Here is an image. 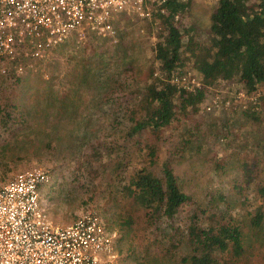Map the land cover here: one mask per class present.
<instances>
[{"label":"rangeland","instance_id":"374dc122","mask_svg":"<svg viewBox=\"0 0 264 264\" xmlns=\"http://www.w3.org/2000/svg\"><path fill=\"white\" fill-rule=\"evenodd\" d=\"M216 2L191 0L179 15L182 27L193 40H207L209 13ZM115 23L119 32L110 39L91 36L95 33L80 39L71 35L35 58L33 68L19 75L0 72V102L8 98L6 108L11 115L3 121L0 109V184L33 165L45 168L49 181L39 185V200L52 223H69L92 209L114 235L115 264H189L173 261L190 253L185 237L169 245L145 224L144 210L123 188L133 169L147 160L135 149L131 138L124 136L128 126L125 103L102 100L101 94L106 90L108 74L127 62L141 71L154 63L151 44L158 26L151 19L126 17ZM189 65L182 67L184 74L189 72L198 78ZM17 76L19 81L11 82ZM140 78L141 74L136 79ZM235 84L232 79L229 86L211 87H221L222 97L232 99ZM212 88H207L205 99ZM256 90L259 94L252 112L263 118L260 123L248 120L242 124L241 109L222 103L206 111L203 102L198 111L201 116L209 119L211 113L222 118L213 126L205 124L210 131L220 126L218 137L207 135L203 146L206 151L198 154L190 145L181 155L170 153L166 134L159 142L155 164L148 167L159 172L161 162L173 156L170 161L178 184L191 196L177 212L173 226L183 227L193 211L205 225L219 219L244 222L246 212L255 203L264 210V195L252 196L255 185L248 191L247 202L241 201L234 189L238 181L237 159H249L252 154L263 167L254 182H264V85L251 92ZM224 118L226 125H222ZM177 128L174 133L182 129ZM215 160L220 164L216 169ZM219 192L223 200L211 204V193L217 199ZM241 244L238 257L223 252L216 264H264V217L258 228H242Z\"/></svg>","mask_w":264,"mask_h":264},{"label":"trees","instance_id":"16d2710c","mask_svg":"<svg viewBox=\"0 0 264 264\" xmlns=\"http://www.w3.org/2000/svg\"><path fill=\"white\" fill-rule=\"evenodd\" d=\"M190 2L164 0L152 10L149 20L155 21L158 26L151 44L154 63L147 64L143 71L131 62L117 68L108 74L107 87L101 97L102 100L125 103L128 126L124 136L131 138L135 149L147 160L146 164L133 169L123 186L132 202L144 210L145 224L171 246L185 237L190 253L173 261L216 264L223 252L232 258L241 254L242 228L260 226L264 217L261 204L252 205L244 216V222L240 219L236 222L216 219L215 223L203 225L197 219V211H193L181 229L180 225L173 226V222L191 196L178 184L170 161L173 156L161 162L159 172L148 166L155 164L158 145L164 134L168 136V152H178L179 155L190 145L194 146L196 153H202L207 150L203 147L207 135L211 133L218 137L220 126L215 131L208 130L207 126L218 124L221 116L210 113L211 118L207 119L199 114L207 88L219 84L229 86L232 79L236 81V90L246 92L264 85V0H217L209 13L205 41L193 40L181 25L179 15ZM91 36L110 39L99 34ZM185 64H190V68L197 73L202 86L187 90L169 80L173 75H182ZM140 74L142 78L136 79ZM12 79L14 81L11 82L19 81L18 76ZM8 102L7 97L0 102L3 121L11 117L6 108ZM241 116L242 124L248 120L258 124L263 120L249 107L241 109ZM226 121L224 118L222 125H226ZM178 126L182 129L174 133ZM262 131L264 136V129ZM223 136L226 137L225 134ZM250 157L237 159L238 181L235 179L234 183L236 193L245 202L252 185H255L252 196L264 195V182L261 179L254 182L263 167L254 154ZM218 163L215 160V169L220 166ZM214 195H210L211 204L224 198L220 192L217 199ZM169 253L173 255V252Z\"/></svg>","mask_w":264,"mask_h":264},{"label":"built area","instance_id":"2783aa9c","mask_svg":"<svg viewBox=\"0 0 264 264\" xmlns=\"http://www.w3.org/2000/svg\"><path fill=\"white\" fill-rule=\"evenodd\" d=\"M162 1L0 0V72L19 75L33 68L35 58L71 35L114 37L116 21L149 20ZM169 80L187 90L202 86L189 72ZM223 91L212 88L203 107L210 110L222 103L255 109L258 90H235L232 99L223 98ZM48 181V171L33 165L0 184V264H115L114 235L95 210L87 209L63 225L46 217L38 188Z\"/></svg>","mask_w":264,"mask_h":264}]
</instances>
